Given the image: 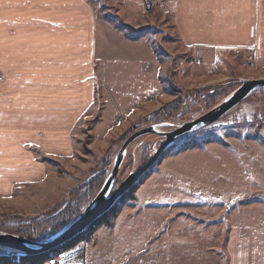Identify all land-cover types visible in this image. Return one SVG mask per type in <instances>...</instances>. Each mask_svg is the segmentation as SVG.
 <instances>
[{"label": "rangeland", "instance_id": "374dc122", "mask_svg": "<svg viewBox=\"0 0 264 264\" xmlns=\"http://www.w3.org/2000/svg\"><path fill=\"white\" fill-rule=\"evenodd\" d=\"M91 2L101 20L110 14L134 30L149 27L136 29L124 22L127 14L130 18L134 15L132 0ZM135 11L144 13L139 7ZM144 18L156 31L139 43L128 42L111 24L107 29L100 26V49L107 65L101 66L104 72L96 86V103L74 131L72 155L55 160L37 150L46 175L40 184L0 200V230L11 228L12 233H19L25 228H16L18 225L60 206L105 158L115 157L128 131L143 125L165 105L183 101V112H188L175 119L188 122L212 110H207L202 98L195 100V91L244 79H264V64H256L254 57L250 61V55L221 67L220 60H213V67L207 66L202 57L194 61L193 54L163 30L171 29L170 12L166 15L155 8L145 12ZM141 19L132 21L142 24ZM232 86L236 90L240 83ZM153 138L144 137L128 150V156L136 159L133 170L146 164L147 156L155 153V147L148 146ZM262 139L264 94L248 98L217 123L187 137L180 143L184 151L161 158L159 166L163 165V169L152 173L139 194L140 201L152 204L145 215L150 221V264H222L225 237L231 228L248 230L264 225ZM123 229L120 227L118 232H125ZM48 236V232L36 235L39 239ZM96 243L95 233L81 245L85 251ZM60 258V264L70 259L63 255Z\"/></svg>", "mask_w": 264, "mask_h": 264}, {"label": "crops", "instance_id": "0c3cea01", "mask_svg": "<svg viewBox=\"0 0 264 264\" xmlns=\"http://www.w3.org/2000/svg\"><path fill=\"white\" fill-rule=\"evenodd\" d=\"M132 3L134 15L124 22L150 26L143 1ZM138 7L144 13H136ZM168 10L171 29H162L194 61L202 57L213 67L220 60L221 67L253 55L264 64V0H168ZM100 26L110 24L87 0H0V200L43 181L47 171L37 150L55 160L72 155L74 131L95 105L101 66L107 65ZM150 178L112 226L96 232V245L85 251L78 245L63 255L70 258L65 264H150L145 215L152 204L139 195ZM223 257L222 264H264V225L231 228Z\"/></svg>", "mask_w": 264, "mask_h": 264}, {"label": "trees", "instance_id": "16d2710c", "mask_svg": "<svg viewBox=\"0 0 264 264\" xmlns=\"http://www.w3.org/2000/svg\"><path fill=\"white\" fill-rule=\"evenodd\" d=\"M87 1L92 4V0ZM92 6L95 7L93 4ZM104 20L111 24L117 31L122 32L124 34L125 39L130 42H137L142 38H145L147 35L152 34L156 31L153 27L150 26L141 30H134L130 26L125 25L119 17L110 14H106L104 16ZM233 84H236L237 87L239 85V83H236L235 81L226 84L214 85L203 90L195 91L194 98L195 100H200V98H202L204 101L207 102V110H211L217 105H219L235 90L234 88H232ZM263 94L264 91H259L250 96L249 98L261 96ZM181 102L183 101L178 99L177 101L165 105L160 111L154 113L149 119H147L143 125L135 127L128 131L124 135L123 141L128 139L133 133L141 129L150 127L155 124L164 123L168 120H172L179 117L185 110L182 107ZM183 140L169 147L164 152L162 157L177 154L179 151H184L186 148L180 146V143ZM157 141H159V138L156 137L153 140V143H156ZM261 144L264 146V139L261 140ZM148 153H150V150L147 151V155ZM152 156L153 154H149L146 158V162H148L152 158ZM114 158L115 157L113 156L105 158L103 160L102 165L97 167V169L93 171V173L90 175L92 176L100 172L99 176L87 185L78 186L73 191V193H71L70 198L66 199L60 206L52 210L50 213L43 217L29 219V221H26L27 223L25 222V225H18L16 228H25L23 230L20 229L19 233H12V231H9L12 230L11 228L9 230L7 228L5 230L0 231L9 232L12 234L20 235L24 238L36 240H39L36 235L41 232H48V238L56 236L57 234L62 232L68 225H70L96 196L109 173ZM135 163L136 159L133 157L130 158L127 155L126 160L118 175V184H121L123 180L130 174V172L135 167ZM159 163L160 160L152 169L149 170V172L144 176L140 183L133 188L131 192L126 194L108 213H106L101 219L97 220L91 227H89L85 233L79 235L71 242L67 243L63 247L51 253L32 257L18 256L14 251L0 247V264H45L49 262L53 263L56 257L64 255L74 250L78 245L89 242L90 237L94 235L100 228L112 226L113 221L118 217L119 213L122 210V207L127 203L135 200L134 194L138 191L140 186L143 185L145 181L152 175V173L156 171L159 166ZM67 202L69 204L65 208V210H63L60 214L56 215V213H58L66 205Z\"/></svg>", "mask_w": 264, "mask_h": 264}, {"label": "water", "instance_id": "95a60500", "mask_svg": "<svg viewBox=\"0 0 264 264\" xmlns=\"http://www.w3.org/2000/svg\"><path fill=\"white\" fill-rule=\"evenodd\" d=\"M240 86L218 106L200 118L183 122L178 125L172 123H160L144 128L131 137L122 145L115 155L109 173L95 198L88 204L82 213L62 232L48 239H28L15 234L0 232V247L12 250L18 256L32 257L51 253L79 235L85 233L97 220L108 213L126 194L136 187L144 176L162 158L164 152L179 141L189 137L207 127L217 123L235 108L240 106L253 94L264 91V79L240 80ZM187 110L180 118L187 114ZM144 137H158L159 141L154 143L155 153L143 166L133 170L129 176L116 187L119 172L126 160L128 150L137 141ZM149 143V142H148ZM158 149L156 150V148ZM100 172L90 176L82 185H87L99 176ZM66 205L56 215L60 214Z\"/></svg>", "mask_w": 264, "mask_h": 264}, {"label": "built area", "instance_id": "2783aa9c", "mask_svg": "<svg viewBox=\"0 0 264 264\" xmlns=\"http://www.w3.org/2000/svg\"><path fill=\"white\" fill-rule=\"evenodd\" d=\"M142 1H143V7H144L145 12H151L155 8H158L163 14H166V15L169 14L168 0H142ZM236 53L239 54L240 51H237ZM248 59L252 61L253 55H250ZM180 120L181 119H174V120H171V123L173 125H177V124H180ZM60 261L61 260L59 258H56L57 263H60Z\"/></svg>", "mask_w": 264, "mask_h": 264}]
</instances>
